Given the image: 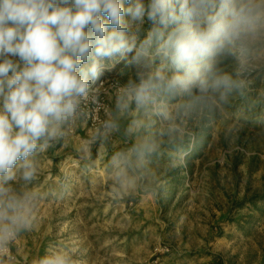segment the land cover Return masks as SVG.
I'll use <instances>...</instances> for the list:
<instances>
[{"label": "clouds", "instance_id": "obj_1", "mask_svg": "<svg viewBox=\"0 0 264 264\" xmlns=\"http://www.w3.org/2000/svg\"><path fill=\"white\" fill-rule=\"evenodd\" d=\"M147 25V27H145ZM105 118L80 151L124 147L106 170L120 193L165 157L178 167L185 145L264 82V0H0V264L38 222L40 158L103 103L100 86L117 65ZM167 180L157 179V191ZM31 264H80L72 245H52Z\"/></svg>", "mask_w": 264, "mask_h": 264}, {"label": "rangeland", "instance_id": "obj_2", "mask_svg": "<svg viewBox=\"0 0 264 264\" xmlns=\"http://www.w3.org/2000/svg\"><path fill=\"white\" fill-rule=\"evenodd\" d=\"M116 68L100 86L91 126L79 123L40 158L37 186L65 194L41 203L34 230L8 253L15 264L63 243L80 264H264V82L186 144L178 167L165 157L117 193L106 164L126 145L123 131L92 145L91 159L80 151L105 118L115 81L125 78L124 65ZM159 176L167 184L156 192Z\"/></svg>", "mask_w": 264, "mask_h": 264}, {"label": "trees", "instance_id": "obj_3", "mask_svg": "<svg viewBox=\"0 0 264 264\" xmlns=\"http://www.w3.org/2000/svg\"><path fill=\"white\" fill-rule=\"evenodd\" d=\"M117 68L114 69V72L116 71Z\"/></svg>", "mask_w": 264, "mask_h": 264}]
</instances>
